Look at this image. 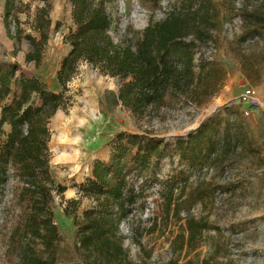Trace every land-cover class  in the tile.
Instances as JSON below:
<instances>
[{"label":"trees","instance_id":"trees-1","mask_svg":"<svg viewBox=\"0 0 264 264\" xmlns=\"http://www.w3.org/2000/svg\"><path fill=\"white\" fill-rule=\"evenodd\" d=\"M32 1L4 0L3 20L8 26V17L12 16L15 29L12 34L8 30L9 36L18 43L27 42L25 61L38 66L51 31L49 11L53 0H36L42 6L35 8L30 22L35 35L24 34L17 17L20 12L29 15ZM146 1L153 8L159 5V0ZM68 2L71 25L63 34V42L69 51L56 72L60 91L49 89L20 63L0 61V190L14 182L10 189L15 219L11 242L19 264L56 261L53 251L60 236L53 208L65 187L51 174L50 121L72 104L67 84L81 64L113 78L114 104L134 116L179 99L201 106L215 95L225 76L214 62L197 54L200 41L210 40L208 0H182L159 20L149 19L133 38H115L120 18L110 9L113 0ZM255 17L258 28L264 30V16ZM58 27L57 22L55 29ZM223 111L226 118L221 132L210 117L173 141L136 133L116 135L107 160L93 162L84 181L75 185L78 197L67 200L73 208L64 209L75 216L77 234L72 247L76 264H137L128 258L120 227L149 187L147 174H153L149 177L156 180L153 170L163 158L174 155L188 168L224 167L229 155L245 149L244 122L233 108ZM135 177H141L142 183L137 184ZM165 190L163 200L169 209L174 187L167 185ZM83 199L88 205L76 215ZM208 227L206 222L188 218L187 234H177L172 249L188 247ZM38 243L45 255L35 250ZM167 264L177 263L169 260Z\"/></svg>","mask_w":264,"mask_h":264},{"label":"rangeland","instance_id":"rangeland-1","mask_svg":"<svg viewBox=\"0 0 264 264\" xmlns=\"http://www.w3.org/2000/svg\"><path fill=\"white\" fill-rule=\"evenodd\" d=\"M208 1L210 40L200 41L197 54L214 62L225 76L215 95L203 105L179 99L149 109L143 116H134L120 104H114L115 80L90 65L81 64L78 73L68 82L67 94L71 95L72 104L66 111L59 110L50 121L51 174L65 187L62 198H56L53 208L60 236L53 251L55 264L77 262L72 247L77 234L75 216L66 214L64 209L73 208L67 200L78 197L75 185L84 181L95 160L108 156L118 133L173 141L210 117L221 132L225 108H233L245 123L253 105H248V114L241 113V105L247 106L243 96L255 82L262 85L264 94V30L258 28L255 19V16H264V0ZM3 3L0 0V61H16L49 89L60 91L56 72L69 51L63 42V34L71 25L68 0L52 1L51 31L38 66L25 61L27 42L18 43L9 36L8 30L12 34L15 25L12 16L8 17V26L5 24ZM181 3L182 0H159L158 7L153 8L146 0H113L110 9L120 18L114 30L115 38L136 37L149 19L159 20ZM39 6H42L39 1H32L29 15L17 14L24 34L35 35L30 22ZM57 22L59 27L55 29ZM233 99L238 102L231 104ZM259 99L264 105L260 95ZM258 118L262 120L261 128L244 125L245 149L229 155L223 163L225 168L223 165L188 168L174 155L163 158L153 170L156 180L149 177L153 174H147L149 187L120 227L123 247L131 261L137 264H167L169 260L177 264H264V114ZM134 180L142 183L141 177ZM13 184L0 190V264H19L11 242L15 226L14 206L10 201ZM167 185L174 187V200L169 209L163 200ZM87 205L88 200L83 199L75 214L80 215ZM188 218L206 222L209 227L188 247L175 251L171 244L177 234H187ZM34 247L45 255L39 243Z\"/></svg>","mask_w":264,"mask_h":264},{"label":"crops","instance_id":"crops-1","mask_svg":"<svg viewBox=\"0 0 264 264\" xmlns=\"http://www.w3.org/2000/svg\"><path fill=\"white\" fill-rule=\"evenodd\" d=\"M239 73L241 74V72H239ZM242 76H243V74H242ZM252 88H254L258 92L260 97L264 100V94H263V91H262V85L260 83L255 82L254 86H252ZM230 101H231L230 102L231 104H235V103L238 102L237 99H233V100H230ZM251 110H252L251 111L252 114H251V116L246 117V120H245V123H244L245 126L247 128H251V129L252 128H254V129L261 128L260 126H261L262 120H260L258 117H259L260 114H264V105H261L259 109H254L253 108ZM248 113H249V111H248ZM252 131H253V133L255 132L254 130H252ZM107 158H108V156H106L103 160H107ZM183 165H186V167H187V164H183Z\"/></svg>","mask_w":264,"mask_h":264},{"label":"built area","instance_id":"built-area-1","mask_svg":"<svg viewBox=\"0 0 264 264\" xmlns=\"http://www.w3.org/2000/svg\"><path fill=\"white\" fill-rule=\"evenodd\" d=\"M243 103L247 102V106L241 105L240 112L248 114V105H253L252 108L259 109L261 106L259 95L254 88H251L244 96H243Z\"/></svg>","mask_w":264,"mask_h":264}]
</instances>
